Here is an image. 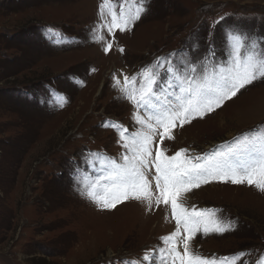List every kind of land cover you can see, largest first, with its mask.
I'll use <instances>...</instances> for the list:
<instances>
[{"label": "rangeland", "instance_id": "obj_1", "mask_svg": "<svg viewBox=\"0 0 264 264\" xmlns=\"http://www.w3.org/2000/svg\"><path fill=\"white\" fill-rule=\"evenodd\" d=\"M101 2L0 0V264H110L117 258L161 264L160 250L168 247L162 238L177 227L171 205L153 198L150 207L136 199L102 207L84 194L102 174L85 160L95 163L99 154L122 163L131 153L120 132L147 130L136 117L148 113L120 90L126 78L136 77L138 89L141 72L157 58L202 60L210 42L222 62L232 30L264 36V0H149L129 30L96 32L104 23ZM135 7L134 0L125 4ZM98 34L103 40L93 38ZM52 90L62 96L53 101ZM258 125H264V80L203 117L175 121L172 139L161 140L158 127L145 169L154 196L157 149L166 156L186 149L188 157L227 152ZM177 202L235 221L222 234L198 231L189 241L193 253L217 260L243 253L235 264L264 258V192L254 185L210 179ZM186 235L182 229L180 237Z\"/></svg>", "mask_w": 264, "mask_h": 264}, {"label": "snow or ice", "instance_id": "obj_2", "mask_svg": "<svg viewBox=\"0 0 264 264\" xmlns=\"http://www.w3.org/2000/svg\"><path fill=\"white\" fill-rule=\"evenodd\" d=\"M129 2L121 0L117 6L114 0H102L99 7L104 23L94 31L99 32L103 27H107L110 32L113 29L129 30L133 23L147 13L149 0H134V11L125 8ZM109 16L110 22L106 18ZM48 31L51 35H58L51 29ZM93 38L103 40L99 34ZM225 39L228 45L227 58L222 62L215 60L216 53L210 42L208 53L202 60L189 61L184 57L174 59L172 56L157 58L153 66L141 72L138 89L135 87L136 77H132L131 81L126 78L120 90L138 109L148 113L147 119L139 115L136 117L142 129L147 130H138L130 135L127 130L120 132L125 141L123 147L131 153V156L122 157V163L101 158L99 154H95V163L92 159L85 160L92 167L98 164L102 174L84 194L102 207L114 208L122 200L128 199L146 201L150 207L153 198L158 205H171L177 227L169 236L162 238L168 247L160 250L161 264H166L168 260L171 264L177 261L179 264H235L236 259L244 255L238 253L232 258L217 260L201 257L190 250L189 241L201 229L205 235L222 234L232 230L235 221L219 219L216 216L219 210L190 212L177 202L183 193L208 183L210 179L231 181L233 184L247 183L264 192V125L244 133L243 138L227 152L188 157L184 155L186 149L177 151L173 156H166L157 149L154 180L159 195L154 196L151 183L146 177L145 169L152 155L149 145L158 127L164 130L159 134L161 140L172 139L171 129L175 127V121L179 120L183 125L196 116L203 117L219 108L226 100L237 96L242 89L264 80V36L236 29L226 33ZM129 83L133 84L131 89ZM58 96L62 94L52 90L53 101ZM57 106L63 107V103ZM242 154L243 158H238ZM182 229L187 233L184 237H180ZM178 237L183 241L182 254L177 249ZM151 259L154 260V257ZM142 260L149 261L150 257L145 255ZM110 264H142V261L117 258ZM256 264H264V258Z\"/></svg>", "mask_w": 264, "mask_h": 264}]
</instances>
